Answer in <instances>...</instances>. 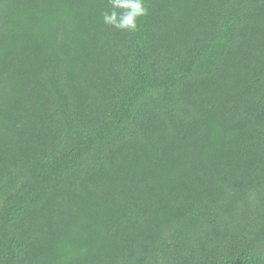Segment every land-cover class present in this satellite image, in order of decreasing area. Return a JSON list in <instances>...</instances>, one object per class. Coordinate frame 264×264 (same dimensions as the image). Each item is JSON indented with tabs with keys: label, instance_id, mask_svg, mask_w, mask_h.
Masks as SVG:
<instances>
[{
	"label": "trees",
	"instance_id": "1",
	"mask_svg": "<svg viewBox=\"0 0 264 264\" xmlns=\"http://www.w3.org/2000/svg\"><path fill=\"white\" fill-rule=\"evenodd\" d=\"M0 0V264H264V0Z\"/></svg>",
	"mask_w": 264,
	"mask_h": 264
},
{
	"label": "clouds",
	"instance_id": "2",
	"mask_svg": "<svg viewBox=\"0 0 264 264\" xmlns=\"http://www.w3.org/2000/svg\"><path fill=\"white\" fill-rule=\"evenodd\" d=\"M109 8L102 13L103 22L119 30L135 32L137 20L147 14L145 0H107Z\"/></svg>",
	"mask_w": 264,
	"mask_h": 264
}]
</instances>
